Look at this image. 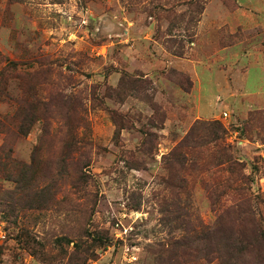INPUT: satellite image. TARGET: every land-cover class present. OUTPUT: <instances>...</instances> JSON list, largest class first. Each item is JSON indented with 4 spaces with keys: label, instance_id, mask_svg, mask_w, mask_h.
Segmentation results:
<instances>
[{
    "label": "rangeland",
    "instance_id": "374dc122",
    "mask_svg": "<svg viewBox=\"0 0 264 264\" xmlns=\"http://www.w3.org/2000/svg\"><path fill=\"white\" fill-rule=\"evenodd\" d=\"M0 264H264V0H0Z\"/></svg>",
    "mask_w": 264,
    "mask_h": 264
},
{
    "label": "trees",
    "instance_id": "16d2710c",
    "mask_svg": "<svg viewBox=\"0 0 264 264\" xmlns=\"http://www.w3.org/2000/svg\"><path fill=\"white\" fill-rule=\"evenodd\" d=\"M209 125V124H208Z\"/></svg>",
    "mask_w": 264,
    "mask_h": 264
}]
</instances>
